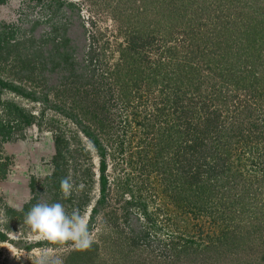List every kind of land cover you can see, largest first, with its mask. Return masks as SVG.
Segmentation results:
<instances>
[{"label": "rangeland", "instance_id": "rangeland-1", "mask_svg": "<svg viewBox=\"0 0 264 264\" xmlns=\"http://www.w3.org/2000/svg\"><path fill=\"white\" fill-rule=\"evenodd\" d=\"M0 82V264H264V0H0Z\"/></svg>", "mask_w": 264, "mask_h": 264}, {"label": "clouds", "instance_id": "clouds-1", "mask_svg": "<svg viewBox=\"0 0 264 264\" xmlns=\"http://www.w3.org/2000/svg\"><path fill=\"white\" fill-rule=\"evenodd\" d=\"M61 188L67 196L71 188L68 178L61 181ZM25 224L31 230V239L54 242L72 239L79 248L91 244L86 220L75 211L68 216L60 203L34 205L26 215Z\"/></svg>", "mask_w": 264, "mask_h": 264}, {"label": "trees", "instance_id": "trees-1", "mask_svg": "<svg viewBox=\"0 0 264 264\" xmlns=\"http://www.w3.org/2000/svg\"><path fill=\"white\" fill-rule=\"evenodd\" d=\"M39 23H40V22H39L38 20H34V21H32L31 26L34 25V24L37 25V24H39ZM0 83H1V82H0Z\"/></svg>", "mask_w": 264, "mask_h": 264}]
</instances>
